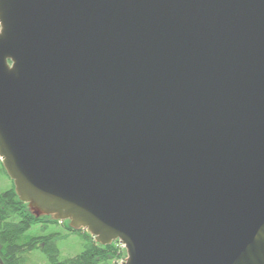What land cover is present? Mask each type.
Listing matches in <instances>:
<instances>
[{"label":"water","instance_id":"1","mask_svg":"<svg viewBox=\"0 0 264 264\" xmlns=\"http://www.w3.org/2000/svg\"><path fill=\"white\" fill-rule=\"evenodd\" d=\"M0 158L121 264H264V0H0Z\"/></svg>","mask_w":264,"mask_h":264},{"label":"trees","instance_id":"2","mask_svg":"<svg viewBox=\"0 0 264 264\" xmlns=\"http://www.w3.org/2000/svg\"><path fill=\"white\" fill-rule=\"evenodd\" d=\"M1 169H6L0 159ZM52 216H36L28 204L20 200L15 185L0 193V262L1 264H28L33 251L45 252L49 264H121L126 252L116 242L103 245L84 229H73L69 220L62 221L70 232H76L85 240L84 250L68 258H61L57 245L58 233L28 235L33 225L58 223Z\"/></svg>","mask_w":264,"mask_h":264},{"label":"rangeland","instance_id":"3","mask_svg":"<svg viewBox=\"0 0 264 264\" xmlns=\"http://www.w3.org/2000/svg\"><path fill=\"white\" fill-rule=\"evenodd\" d=\"M1 159V158H0ZM0 162V193L14 185L12 178L1 169ZM58 233L57 245L60 249L61 258H68L81 253L85 248V240L82 235L70 232L62 221L58 223H44L33 225L28 229V235ZM121 263V261H120ZM1 264V262H0ZM28 264H49L47 255L42 249L38 248L30 255ZM99 264H111L99 263Z\"/></svg>","mask_w":264,"mask_h":264},{"label":"built area","instance_id":"4","mask_svg":"<svg viewBox=\"0 0 264 264\" xmlns=\"http://www.w3.org/2000/svg\"><path fill=\"white\" fill-rule=\"evenodd\" d=\"M119 246H121L122 248L124 247V245L123 244H121L120 242H119V244H118Z\"/></svg>","mask_w":264,"mask_h":264}]
</instances>
